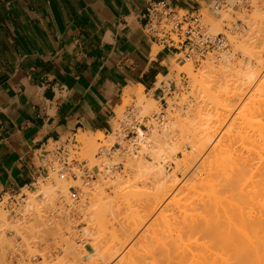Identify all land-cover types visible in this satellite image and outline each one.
<instances>
[{
	"label": "rangeland",
	"instance_id": "1",
	"mask_svg": "<svg viewBox=\"0 0 264 264\" xmlns=\"http://www.w3.org/2000/svg\"><path fill=\"white\" fill-rule=\"evenodd\" d=\"M198 14L202 28L223 34L225 54L173 56L176 88L162 103L139 86V95L120 98L112 133L77 134L66 146L94 171L88 184L59 172L50 157L39 186L18 201H0V264H102L119 246L122 254L139 249L184 203L196 181L187 165L212 164L208 154L217 145L221 164L192 186L197 194L217 193L222 171L264 151V0L212 1ZM248 178L235 191L241 219L258 207Z\"/></svg>",
	"mask_w": 264,
	"mask_h": 264
},
{
	"label": "crops",
	"instance_id": "2",
	"mask_svg": "<svg viewBox=\"0 0 264 264\" xmlns=\"http://www.w3.org/2000/svg\"><path fill=\"white\" fill-rule=\"evenodd\" d=\"M156 1L0 0V201L39 186L77 134L112 133L126 88L161 103L176 88L180 49L146 31ZM162 1L198 12L215 0Z\"/></svg>",
	"mask_w": 264,
	"mask_h": 264
},
{
	"label": "bare ground",
	"instance_id": "3",
	"mask_svg": "<svg viewBox=\"0 0 264 264\" xmlns=\"http://www.w3.org/2000/svg\"><path fill=\"white\" fill-rule=\"evenodd\" d=\"M136 88L135 90L132 87L126 88L122 98L139 95L140 90ZM158 115L163 116L161 112ZM262 150L248 153L241 162L238 161L239 163L237 162L238 164L230 169V173L229 170L227 172L223 169L222 178L219 180L221 191H216L217 193L212 190L207 194H197L192 187L199 184L204 177L212 176L211 169L221 164L222 152H218L220 150L217 145L212 148L210 154L206 152L208 156L212 155V164L208 160V166H205L204 161L198 162V165H187L188 173L192 175L190 179L194 178L196 181L186 188L184 203L175 205L164 226L158 229L159 231H155V235L152 236L153 242L145 243L139 246V249H126L123 254L121 253L124 250L123 245L119 246L111 253L109 260L118 257L112 264H264V151ZM245 176L251 181L250 198H254V204L258 207L250 211L246 219H241L238 218L241 215H236L234 210L237 207L236 189L241 183L238 181ZM47 182H44L41 190L46 191L49 188L51 181ZM109 260L104 261L109 264Z\"/></svg>",
	"mask_w": 264,
	"mask_h": 264
},
{
	"label": "built area",
	"instance_id": "4",
	"mask_svg": "<svg viewBox=\"0 0 264 264\" xmlns=\"http://www.w3.org/2000/svg\"><path fill=\"white\" fill-rule=\"evenodd\" d=\"M218 6L219 3L216 2L215 7ZM148 15L146 31L149 36L158 44L179 48L180 61L203 58L209 53H215L217 58L225 54L226 42L223 34L212 33L202 28L200 14L197 11L173 8L160 0L149 6ZM153 116L156 117V114ZM69 143L76 144V138L59 145L52 156L55 158L57 169L59 172H67L73 179L78 178L82 183L88 184L95 177L94 171L85 166L84 161L78 162L74 156L69 157L66 146ZM49 163L50 161L48 167ZM72 165L76 166V171L71 169ZM71 187L75 190L74 186Z\"/></svg>",
	"mask_w": 264,
	"mask_h": 264
}]
</instances>
